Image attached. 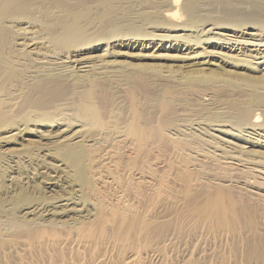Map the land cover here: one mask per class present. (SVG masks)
<instances>
[{"label": "rangeland", "instance_id": "rangeland-1", "mask_svg": "<svg viewBox=\"0 0 264 264\" xmlns=\"http://www.w3.org/2000/svg\"><path fill=\"white\" fill-rule=\"evenodd\" d=\"M147 1L153 2L151 4H154V10L162 2ZM199 1L203 0L197 2ZM182 4L183 0H178L175 4L171 0L167 8L176 13V20L169 23L179 25L184 22L187 12ZM33 6L30 7L32 15L29 14V17L19 11V14L15 11L17 15L13 11L9 12L11 14L7 12L9 16L4 15V12L0 15V25L4 24V27L7 24L8 28H4L11 29V35H15L11 36L10 46L15 53L18 50L26 53L21 50L23 45L19 47L16 42L24 41L16 37L22 29L26 32L34 29L36 39L38 36L40 40L44 39V44L39 43L41 46H25L30 50L27 53L30 57L27 54L25 57H29L31 62L39 54L52 51L54 44L46 38L48 35L45 34L43 23L47 24L49 20L62 15L55 10L54 13L52 10L49 12L47 7L38 9L36 4ZM117 13L122 26L131 25V19L134 18L133 0H118ZM161 14L163 15V10ZM102 41L101 47L96 49L82 48L79 56L104 58V82L116 102V105L113 103L116 106L115 118L130 121L136 108L139 106L142 109L143 105L153 117L149 127L147 165L142 170L136 167L128 171L136 156V149L131 138L116 135L123 128H128L126 122L121 123L111 131L112 135L103 138L110 137L112 141L109 139V143L115 147L117 143L124 146L120 151L111 147L100 152L96 172L105 169L101 174L95 175L99 189L107 191L106 193L113 192L115 196L107 201H98L84 193L85 189L81 187L79 180L76 181L77 176L71 165L62 158L72 157L70 146L94 142L85 141L83 136L77 135V131L80 132L84 126L66 124L68 121L80 122L72 118L74 113H71L74 111L71 105H63L56 114L41 113L32 107L23 111L24 113L20 110V114L18 104L24 95H30V89L33 88L30 87L33 84L29 76L33 74L30 71L33 67L29 63L22 66L25 67L23 72L26 71L25 75L27 74L21 86L23 92H16L19 87L13 86L15 89L12 87L11 90L15 93L9 98L11 100H7L13 101L12 106L11 102H6L7 105L10 104V109L15 107L14 110H17L10 111L11 121L8 118L0 121V264H264V147L252 146L249 147L251 151H237L234 155L236 158L227 157L231 156L228 152L226 157H222L218 155L221 151H216L215 154L199 149L178 150L171 146L174 142L172 138L177 135L171 131L168 133L170 139L163 138L161 108L163 99L170 98L167 90H163V78H169L174 84L170 89L174 92L171 99L176 106L171 117H198L211 123L216 115L228 112L230 103L235 102L236 97L241 102L247 97L249 99V94L254 89H259L258 91H262L260 95H263V88H253L252 85L255 84L244 82L242 76H262L264 70L234 65L245 62L244 59L254 61L255 58L249 55L237 54L240 58H228L224 54H217L195 60L190 58L194 55V49H156L144 43L130 47L126 43L109 44L107 39ZM48 42H51L50 45ZM54 48L52 52L57 50ZM207 50L219 51V48L211 45ZM5 52L4 50V57H0V68L7 56ZM164 54L172 57L163 56ZM227 54L236 55L231 51ZM245 64L248 65L249 62ZM191 77L195 80L206 78V82L190 83ZM80 87L83 88V85ZM230 91L232 94H229ZM17 97L20 98L19 101L15 99ZM200 103L209 105L204 106V109L209 108L203 110L202 114L192 110ZM213 103L219 108L215 110ZM261 108L264 109V106ZM260 112L261 110H255V115H261L258 121L262 123L263 116ZM206 113L212 116L203 117ZM44 115L47 116L46 119L43 118ZM255 119L256 117L253 120ZM154 127H159L162 131V138L159 140L153 135ZM82 133L84 134L80 132ZM222 137L234 140L224 133ZM235 141L243 140L236 138ZM67 143L72 144L69 146ZM159 143H163L162 148L157 146ZM249 159L253 163L245 162L251 161ZM116 172H119V177ZM127 172L130 176H127ZM122 177L125 182L130 177L132 188L128 194L120 187ZM140 184L145 188L144 195L138 191ZM23 191L28 192L30 198L19 203ZM215 200L219 202L220 208L210 205ZM40 202V205H36ZM97 206L105 208L104 211L98 212ZM113 207L119 209L111 210ZM27 225L42 227L49 232L41 242L29 244L24 231ZM88 227L95 230L93 236H86Z\"/></svg>", "mask_w": 264, "mask_h": 264}, {"label": "bare ground", "instance_id": "bare-ground-1", "mask_svg": "<svg viewBox=\"0 0 264 264\" xmlns=\"http://www.w3.org/2000/svg\"><path fill=\"white\" fill-rule=\"evenodd\" d=\"M177 1L178 0H174V4ZM197 1L198 0H183L182 6L186 10L187 16L184 17V22L182 24L174 25L169 22L176 20V13L170 11V9L167 8L169 7L171 0H162V2L160 1V7L155 8L154 6L155 10L157 11L153 9L154 4H151L153 2L149 3L147 0H133L134 18L131 19V25L124 27L121 25L122 22L119 19L117 13L118 0H0V15H2L3 12L4 15H7V12L9 13L12 11L15 14L16 11L17 14L22 12V15L25 13L28 16L32 12L30 10H32L31 6H33V4H36L37 7H39L38 9H40V7H47L46 9H48L49 12L52 10L53 13L55 11L62 13L61 16H56L54 19L49 20L50 22L47 24L42 22L43 25H45V34L48 35L46 38H49V40L54 44L52 46L56 47L57 50L52 52L53 49H55L53 47L52 51L50 50L52 53H41L39 54L40 56L38 58H32L34 56L32 55L31 58L33 59V62L29 61L30 56L27 53H30V50L28 48L39 43L44 44V39L40 40L39 36L37 37L38 39H36L33 31L34 29H31L32 31L27 32L22 29V31H20L19 35L17 34L16 37L18 36V39H23L24 41L19 42L16 38L15 39L17 40L16 42L19 47L23 45L21 50H24L26 53H23L22 51L19 52L20 50H18V53H15L14 49L10 47L12 41L11 36L14 34L11 35V29H5L8 28L6 27L7 24L4 26L5 28L2 27L4 24H2V26L0 25L2 27L0 29V48H2L0 51V57H4V50L6 51L5 53H7L6 58H4L2 62L3 67L0 68V121L5 120L6 118L9 119L11 114L10 111L12 109L14 110V106L12 109L8 107L10 104L12 106L13 101H9L11 103L8 105L6 102L7 100H11L9 98H11L15 93L11 90L13 86L19 87L17 88L16 92L20 91L21 93V86L26 80L25 77L27 75H25L26 71L23 72V68L25 67L22 68V66L29 63L30 67H33L30 70L33 72V74L29 75L33 85L29 86L33 88L32 90L30 89V95L27 93L28 95L26 94L22 97V101H20V104H18V111L20 112L21 110L23 112L32 107L34 110L36 109V111L38 110V112L40 111L41 113L56 114L63 105H71V109L74 111L71 113H74L72 118L78 119L80 122L78 123V121H76L77 123H70L67 120L69 123L67 121V123H65L68 126H71V124H79L82 127L84 126L82 130L80 129V132H84V134H80V132L77 131V135L80 137L83 136L85 141L90 142L93 140L94 144H85L81 142L82 144L80 143L70 146L69 144L72 143H67V145L70 146L69 151L72 157H63L62 159L71 165L75 173L74 175L77 176L76 181L79 180L81 182V187L85 189L84 193L90 195L92 198L97 199L98 201H107L111 199L115 196V193H106L107 191L103 192L97 186V179L95 178V175L101 174L105 169L102 168V170L96 172L97 163H100L98 154L100 152L103 153L106 149L111 147L114 148V150L120 151L124 145L117 143L115 144L117 145L115 147L114 144L109 143V139L112 141L110 137L103 138V136L110 135L111 131L118 127L119 124L126 122L128 128H123L119 134H115L124 138L128 137L133 140V147L136 149V156L135 158L133 157L134 160L131 161L132 166L128 169V171L136 167L142 170V168L146 166L148 162L147 149H149V127L152 125L153 117H151L150 113H148V109H145L146 107L143 108V105L142 109L139 106L136 108L130 121L126 120L125 118V120L115 118L114 108L116 106L114 107L113 103L116 105V102L113 101V94L111 95L110 88H107L108 86L104 82V76L106 75L104 65L105 63L103 62L104 58L100 56L80 57V50L82 48L93 47L96 49L101 43L104 42L102 40L107 39V43H126L130 47L144 43L146 46L150 45L156 49H194L192 51L194 55L190 58H195V60L199 59L200 57L217 54H224L228 58H237L239 57L237 54L249 55L254 57L257 61L255 59L254 61H252L253 59H244L245 62L242 61V63H234V65L247 66L253 70H264V0ZM38 9L36 8V11ZM161 10H163V15L161 14ZM164 10L166 12H164ZM17 11H19V13ZM9 14L7 16H9ZM4 15L2 17H4ZM7 16L4 18L7 19ZM15 17L17 18V16ZM24 17H26V15ZM52 17L54 16H51V18ZM41 24L39 23V25ZM193 28L200 29L193 30ZM28 34H31L32 36ZM51 42H48V45H50ZM109 44H107V46H109ZM211 45L219 48V51L207 50V47ZM198 48H201L202 50H198ZM223 50H226L227 52L231 51V53L234 54L236 53L237 56L227 54V52H222ZM108 52L110 54V51ZM249 52L252 54H249ZM26 54L29 56V60L25 57ZM146 56L157 57L156 55ZM163 56L172 57L168 54H164ZM246 62H249V64L246 65ZM251 63L254 65H251ZM242 77L244 78V82L255 84L252 85L253 88L254 86H258V88L264 89V74L258 77L257 75L251 76L245 74ZM189 79L190 83L197 81L206 82V78L195 80L193 77H191ZM79 84L83 85V88L80 87ZM173 86L174 84L169 80V78H163V90H167L166 93L168 96H170V98H164L163 104L161 105V108L163 109V138L170 139L168 138V133L171 131L173 134L177 135V137L172 138L174 139V142L171 144L173 148L178 150L184 149L188 151L199 149L200 151L213 153L216 151H221L222 153L218 155L222 157H226V153L228 152L231 154V156L227 157L236 158L234 155L237 151L247 152L250 149L249 147L252 146L264 147V109L261 108L264 106V94L262 93L263 95H260L262 91L260 92L258 91L259 89H254L253 92H250L249 99H247L248 97L246 98L244 96L246 100L242 99V102L245 101L243 103L238 100L237 97L235 102L231 100L232 102L230 103V106L228 105V112H224L225 114L220 116L216 115L214 120L210 123V121L206 122L205 119H199L198 117L184 118L180 115L177 118H172L171 116L176 108L173 103V99H171L174 97V92L170 89L173 88ZM15 87L13 88L15 89ZM250 87L251 86L248 88L250 89ZM24 88L25 87H23V89ZM233 89L234 88H232V91ZM227 92H229V90ZM239 92L242 93L241 91ZM224 93L226 94V92ZM216 94L218 93L216 92ZM229 94H232L231 91ZM225 98L228 100V97ZM234 98L232 97V99ZM15 99L17 100L18 97ZM207 105L208 103H200L196 107L192 108V110L195 112L198 111V113L200 112L202 114L203 110L206 111L205 109L209 108L205 107L204 109V106ZM217 107L218 106L214 104L213 108L215 110ZM255 110H261L260 114L263 116L262 123L258 121L261 115H255ZM205 115V118H209L211 114L206 113L202 116L204 117ZM46 117L47 116L44 115L43 118L46 119ZM254 117H256L255 120H253ZM9 120L11 121V119ZM13 121L12 123H14ZM20 121L21 119L17 122ZM180 121L182 122L180 123ZM1 124L2 122L0 125ZM158 128H153V135L157 140L162 138V131L160 128ZM223 133L234 138V140H227L226 138L222 137ZM102 138L104 140H101ZM236 138H239L243 141H235ZM157 146L162 148L161 146H163V143H159ZM70 160L73 161V163ZM245 162L253 163L252 160ZM243 164L245 165V163ZM107 172L110 174L108 170ZM112 173L114 174L115 172ZM116 173L119 177V172ZM126 174L127 176H130L128 172ZM127 179L128 181L126 182L124 177L120 179V187H122V190L125 192V194H128L132 188L130 177H127ZM138 191H141V194L143 193L144 195L145 188L142 184H140ZM219 197L217 199H219ZM28 198H30L29 193L23 191L18 202L23 203L28 201ZM41 203L42 202L35 204L40 205ZM218 203L219 202L215 200L211 202L210 205L213 207H219ZM37 207L38 206H36V208ZM116 208L117 207H113L111 210L119 209ZM104 209L105 208L103 207L97 208L98 212H103ZM86 229L87 233L84 229L86 236L87 234L88 236L94 235L95 230L92 227H88ZM24 231L27 234L26 237L28 238L29 244H34L39 241L41 242L49 232H46L47 230L45 228H39L37 226L31 227V225L24 227ZM50 235H52V233Z\"/></svg>", "mask_w": 264, "mask_h": 264}]
</instances>
